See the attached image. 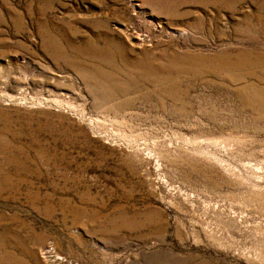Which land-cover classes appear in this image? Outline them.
Segmentation results:
<instances>
[{
	"label": "rangeland",
	"instance_id": "1",
	"mask_svg": "<svg viewBox=\"0 0 264 264\" xmlns=\"http://www.w3.org/2000/svg\"><path fill=\"white\" fill-rule=\"evenodd\" d=\"M48 244L264 264V0H0V264Z\"/></svg>",
	"mask_w": 264,
	"mask_h": 264
},
{
	"label": "built area",
	"instance_id": "2",
	"mask_svg": "<svg viewBox=\"0 0 264 264\" xmlns=\"http://www.w3.org/2000/svg\"><path fill=\"white\" fill-rule=\"evenodd\" d=\"M41 259L45 264H69L65 258L60 256L56 248L51 245H45L40 250Z\"/></svg>",
	"mask_w": 264,
	"mask_h": 264
},
{
	"label": "bare ground",
	"instance_id": "3",
	"mask_svg": "<svg viewBox=\"0 0 264 264\" xmlns=\"http://www.w3.org/2000/svg\"><path fill=\"white\" fill-rule=\"evenodd\" d=\"M254 258V257H253ZM253 260V259H252ZM255 263H257V262H255Z\"/></svg>",
	"mask_w": 264,
	"mask_h": 264
}]
</instances>
